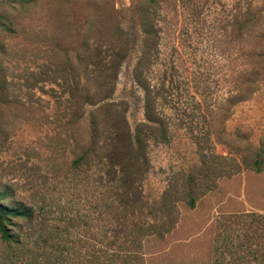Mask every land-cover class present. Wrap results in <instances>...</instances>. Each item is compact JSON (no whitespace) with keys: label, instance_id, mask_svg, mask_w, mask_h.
<instances>
[{"label":"rangeland","instance_id":"rangeland-1","mask_svg":"<svg viewBox=\"0 0 264 264\" xmlns=\"http://www.w3.org/2000/svg\"><path fill=\"white\" fill-rule=\"evenodd\" d=\"M139 1L0 0V205L32 208L27 219L1 215L9 237L0 236V264H264V219L249 223L264 215V168L242 162L264 130V79L225 118L217 107L234 70L262 57L264 36L233 38L231 0L157 1L145 75L172 83L161 141L132 76L147 28ZM86 85L90 99L105 98L84 104L77 123L73 102ZM94 112L121 130L115 151L125 160L139 129L138 194L122 195V163L109 164L111 155L71 162ZM209 151L221 156L212 168Z\"/></svg>","mask_w":264,"mask_h":264},{"label":"trees","instance_id":"trees-1","mask_svg":"<svg viewBox=\"0 0 264 264\" xmlns=\"http://www.w3.org/2000/svg\"><path fill=\"white\" fill-rule=\"evenodd\" d=\"M158 0H140L137 4L136 8L139 14V21L140 23L146 24V29L143 30L142 35V43L139 48L140 55L138 56L137 60L132 69V76L134 81L142 88L144 92V116L146 120L151 123H156V126L148 125V129L156 132L159 139L161 141L167 140L169 124L166 121H163L164 116L158 118L159 115H163L164 109L166 104L170 103L171 99L168 96V92L172 89L171 81H160L157 84L151 85L146 78L145 72L146 69L149 67V63L151 60V51L156 47V45H152L155 43L154 36L156 31L154 30L155 22L153 18V14L156 12ZM228 11L231 12V18L229 26L233 32V38L241 39L244 36L248 35L251 31L253 35L258 37L264 36V0H231V4L228 7ZM201 12V11H200ZM196 13V12H195ZM225 26V24H223ZM148 40V42L146 41ZM152 42V43H151ZM155 50V49H154ZM89 51L86 50L85 53ZM262 56L260 59H256L253 64L251 65L249 71L246 73L244 69L234 70V73L231 76L230 88H227L226 94L218 101L217 107L218 110L222 113V116L225 118L228 112L231 110V107L235 104L243 102L247 100L251 94H253L257 88L260 81L264 79V52L256 53L255 57ZM79 56H77V59ZM106 69V68H105ZM116 75V68L113 70V78ZM166 84V85H165ZM169 86V87H168ZM177 87V86H176ZM98 89L99 87L96 86L94 89ZM93 89V90H94ZM96 89V90H97ZM178 89V88H177ZM175 89V90H177ZM91 90L90 86H84L83 89H79V93L82 94L81 101L74 100L73 102V113H72V120L79 123L82 117V106L84 104H95L105 96L97 99H90L94 98L97 95L89 93ZM98 94V91H96ZM166 98L165 103L157 104V101L160 98ZM184 101L186 102L187 99L185 98ZM77 111L79 113H77ZM105 115V114H104ZM104 115L101 117L98 112L90 113L86 122V129H87V136L85 145L79 149V152L74 155L71 162L73 164L81 163L88 158L95 157L97 159L110 157L108 160L113 166L122 163L120 166L121 173L123 180H126V186L122 188V195L124 196H133L138 194L140 191L139 188L134 187L132 185L131 175L134 173V168H140L143 165V162H139L141 157L143 156V147H141V143L137 144L136 138L139 137V129H136L134 133V138L136 145H132L130 143V139H126L128 146L131 148V154H129V158L125 160L122 154L123 152L117 150L115 151V141L118 140L117 144L121 141L120 135H118L119 139L117 138L116 134H119L120 129L117 130V127H113L112 125H108L105 127V117ZM212 133V132H211ZM210 133V134H211ZM208 134V135H210ZM155 135V134H154ZM264 130L260 134V138L258 139V143L253 149L252 158L250 161H244V166L250 170L255 172L260 171L264 168ZM215 138V136H214ZM107 142V143H106ZM121 143V142H120ZM111 153H108L109 150ZM203 157L209 161V168H212V165H216L217 162H213L212 160L221 158V156L213 155L212 152H208L203 154ZM211 164V167H210ZM219 172V171H218ZM217 172V174H218ZM130 186V187H129ZM194 193L191 187L186 189L184 194L183 200L187 203L188 206L192 207L194 204ZM167 196L163 197L161 207L166 209V200ZM174 201V200H173ZM4 210H7V215H14L20 216L24 218H29L32 214V208L28 206H24L22 204H18L12 208H6L3 205H0V217L3 214ZM251 215V214H250ZM253 217L260 218L257 223H261L263 221L264 215L261 214H253L252 217H249V223L255 224L253 221ZM172 218V223H173ZM168 227L170 225H167ZM167 227V228H168ZM0 236L3 238H8L9 235L6 233V229L2 221L0 220ZM261 262L264 263V255L261 257Z\"/></svg>","mask_w":264,"mask_h":264}]
</instances>
